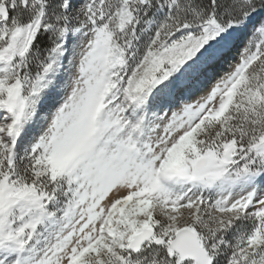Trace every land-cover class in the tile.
<instances>
[{
    "label": "snow or ice",
    "instance_id": "obj_1",
    "mask_svg": "<svg viewBox=\"0 0 264 264\" xmlns=\"http://www.w3.org/2000/svg\"><path fill=\"white\" fill-rule=\"evenodd\" d=\"M0 264H264V0H0Z\"/></svg>",
    "mask_w": 264,
    "mask_h": 264
}]
</instances>
